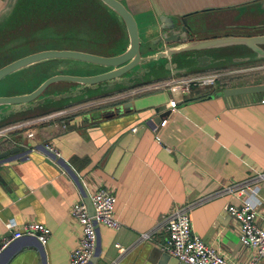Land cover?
<instances>
[{
	"label": "crops",
	"instance_id": "obj_1",
	"mask_svg": "<svg viewBox=\"0 0 264 264\" xmlns=\"http://www.w3.org/2000/svg\"><path fill=\"white\" fill-rule=\"evenodd\" d=\"M148 1L142 8L129 9L139 18L135 19L141 62L159 54L163 44L159 39L163 11H157L159 0ZM253 3L264 1L217 0L212 7L232 16L225 15L229 21L218 23L216 37L248 34L259 21H249L241 13ZM3 5L0 0V10ZM187 22L194 30L192 40L211 38H196L198 30ZM122 37L101 41L104 45L46 48L116 55L129 46L124 26ZM260 47L262 52L240 43L188 50L181 53L187 58L173 55L169 69L157 67L148 77L135 72L129 85L73 84L46 92L36 103L0 108V152L18 145L28 149L0 161V238L10 237L29 221L50 229L45 243L31 235L13 240L9 251H18L8 264H68L80 238L71 208L76 202L91 201L98 188L115 194L114 213L121 226L114 229L97 222L93 253L98 243L100 253L91 264H186L170 255L161 263L167 252L160 248L167 239V214L186 206L194 233L235 264H249L254 251L240 242L238 225L226 206L244 200L245 183L263 182L257 174L264 173V92L225 96L222 88L264 83V44ZM62 60L67 61L65 70L79 67L85 69L83 75L99 67L63 58L54 66H62ZM254 60L260 63L251 64ZM218 67L224 70H219L223 76L218 84L193 86L186 96L157 87L163 80L200 76L192 72L196 69L202 73ZM171 97L178 101L173 110L168 105ZM52 113L63 115L47 120ZM62 121L65 127L59 124ZM258 194L255 221L264 227V190L259 188Z\"/></svg>",
	"mask_w": 264,
	"mask_h": 264
},
{
	"label": "rangeland",
	"instance_id": "obj_2",
	"mask_svg": "<svg viewBox=\"0 0 264 264\" xmlns=\"http://www.w3.org/2000/svg\"><path fill=\"white\" fill-rule=\"evenodd\" d=\"M3 1L4 5L0 10V67L28 54L47 50L48 48L46 47L67 46L76 48L91 45L92 43L104 45L105 43L101 41L123 40V26L125 27L123 20L101 0ZM120 1L128 9L132 10H137L149 4L148 0ZM216 4L217 0H159L157 11H163L160 15L168 13L174 16L177 19V23L183 18L192 22L193 26L198 30L196 38L202 35L216 38L219 33V29H217L218 23L229 21L232 16L231 12H221L219 8L212 7ZM243 7L240 8V11ZM245 7L247 10L243 11L246 12L241 13L243 17H247L249 21L264 22V4L253 3L245 5ZM225 15H228L229 18L225 17ZM221 17H224V19ZM135 18L139 19L137 15H135ZM138 22L140 23V21ZM228 27L227 30L230 33L231 28ZM254 53L256 52L252 54L254 55ZM227 58V62L230 64L234 60L232 54ZM56 60L54 58L44 59L13 70L0 80V95L29 92L46 78L55 74L76 73L82 75V73L86 72L85 69L79 67L66 68L65 70L64 66L67 61L64 60H62V66L59 64L54 66V61ZM154 62V60L140 61L124 76L129 77V74L133 76L137 72L145 73L143 74L144 77H148L149 73L154 74L156 72ZM259 63L260 61L254 60L251 64L257 65ZM257 67H259V70L261 69L260 66ZM161 68L159 69L162 70ZM219 70L224 71L218 67L216 70H206V72L202 73L201 71L203 70L198 69L192 72L195 75L198 74L197 72L200 73L199 75L215 73L221 77L223 74L219 73ZM89 71L93 73L100 71V69L92 68ZM155 82L157 83L158 81ZM73 84L82 86L81 83L68 80L52 82L39 98H45L44 94L50 90H63ZM0 106V108L5 107V105Z\"/></svg>",
	"mask_w": 264,
	"mask_h": 264
},
{
	"label": "built area",
	"instance_id": "obj_3",
	"mask_svg": "<svg viewBox=\"0 0 264 264\" xmlns=\"http://www.w3.org/2000/svg\"><path fill=\"white\" fill-rule=\"evenodd\" d=\"M219 74L210 73L208 75L178 77L161 81L158 86L167 89L171 93L182 96L189 95L193 86H215ZM178 101L171 97L168 101L171 110L177 108ZM59 112V111H58ZM57 113V112H56ZM61 113V112H60ZM63 114H50L49 119L58 118ZM61 120V119H58ZM166 123V118L161 121V125ZM24 123L19 124L24 126ZM59 124L63 127L66 122ZM33 136L30 131L27 134ZM157 139H159L157 137ZM263 182L259 185L254 180L245 183L243 190L246 197L240 204H228L226 211L238 225L240 242L251 248L254 253L249 264H255L257 261L264 262V227L259 226L256 221V205L261 200L258 190H264V173L257 174ZM91 202L94 208V214L90 215L84 202L79 201L73 204L71 215L80 227V238L78 244L71 250L68 264H85L92 256L96 244V232L93 222L95 217L98 222L117 229L121 222L115 216V194L107 188H98L91 195ZM167 239L160 245V248L168 252L171 256L186 264H235L225 254L214 246L207 244L202 237L192 230L191 216L188 207H181L171 210L166 218ZM50 229L41 222L29 221L14 230L10 237L0 238V253L7 244L15 238L31 235L39 241L45 243L49 237ZM147 237V234L144 235Z\"/></svg>",
	"mask_w": 264,
	"mask_h": 264
},
{
	"label": "water",
	"instance_id": "obj_4",
	"mask_svg": "<svg viewBox=\"0 0 264 264\" xmlns=\"http://www.w3.org/2000/svg\"><path fill=\"white\" fill-rule=\"evenodd\" d=\"M101 1L109 6L112 10H114L123 20L129 38L128 48L116 55H100L73 49H47L18 58L0 67V80L13 70H16L22 66L50 58L74 59L99 66L98 68H102V70H100L99 72H93L91 74L84 75L66 73L52 75L46 78L36 88L29 92L23 94L0 95V105L7 106L9 104H16L22 106L30 102L36 103L38 101H42L44 98L39 97L42 95L44 90L52 82L55 81H75L81 83L83 88L90 85L103 86L104 84H108L109 87L113 88L116 83H119L121 85L131 84L130 80L135 78L133 76L126 77L124 75L131 71L132 68L141 60H143V57H141L140 54L139 32L136 19L120 0ZM159 20L161 22L159 39L161 40V42H163L162 48L159 54L153 55L149 57V59H146V61H153L159 58L162 59V62L156 61L154 63L155 69L160 66L169 69L170 63H173L172 56L175 54H180L179 56L184 57V55L181 54L182 52H186L188 50H198L202 48L204 49L223 44H245L246 46L257 52H262L260 46L264 44V23L261 22L252 25L251 31L244 36H226L204 40H192L190 36L191 31L187 25L186 18L177 23L173 17L163 14L159 16ZM184 58L187 57L185 56ZM194 59H197V57L195 56ZM118 78L120 79L118 80ZM259 92H264V83L222 88V94L225 96H237ZM165 107V105L161 106L160 109H165ZM1 111L2 110L0 109V112ZM10 111L11 110H8L7 112L9 113ZM41 146L46 150L51 151L46 145L43 144ZM23 151H28L25 145H18L8 150H4L3 152H0V161ZM85 202L89 214L93 215L94 208L92 206V202L87 199ZM93 222L94 226H96L98 220L93 217ZM12 241H10L7 246L1 251L0 264H8L12 256L18 251H9V247L11 246ZM155 252H158V249H156ZM99 253L100 244L98 243L96 252L93 253L92 257L85 264H91V262L93 261L92 258L97 257ZM169 255L170 254L168 252L167 254L165 253L161 258V263H165L168 258L167 256Z\"/></svg>",
	"mask_w": 264,
	"mask_h": 264
},
{
	"label": "flooded vegetation",
	"instance_id": "obj_5",
	"mask_svg": "<svg viewBox=\"0 0 264 264\" xmlns=\"http://www.w3.org/2000/svg\"><path fill=\"white\" fill-rule=\"evenodd\" d=\"M183 19H184V18H183ZM187 25H188V27H189V29H190V31H191L190 36L192 37V35H193V33H194V30L192 29V27H190L189 23H187ZM67 112H68V111H67Z\"/></svg>",
	"mask_w": 264,
	"mask_h": 264
},
{
	"label": "trees",
	"instance_id": "obj_6",
	"mask_svg": "<svg viewBox=\"0 0 264 264\" xmlns=\"http://www.w3.org/2000/svg\"><path fill=\"white\" fill-rule=\"evenodd\" d=\"M216 83H217V84L219 83V79L216 81Z\"/></svg>",
	"mask_w": 264,
	"mask_h": 264
}]
</instances>
